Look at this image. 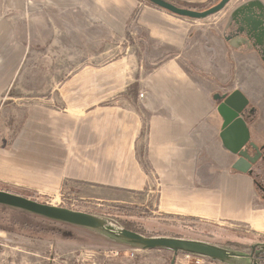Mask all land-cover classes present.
Returning a JSON list of instances; mask_svg holds the SVG:
<instances>
[{
    "label": "crops",
    "instance_id": "1",
    "mask_svg": "<svg viewBox=\"0 0 264 264\" xmlns=\"http://www.w3.org/2000/svg\"><path fill=\"white\" fill-rule=\"evenodd\" d=\"M208 20L140 0H0V189L142 195L157 221L264 238V113L243 108L240 128L220 110L251 100L237 78L264 67V0ZM27 47L39 69L21 75ZM239 143L258 156L245 172Z\"/></svg>",
    "mask_w": 264,
    "mask_h": 264
},
{
    "label": "rangeland",
    "instance_id": "2",
    "mask_svg": "<svg viewBox=\"0 0 264 264\" xmlns=\"http://www.w3.org/2000/svg\"><path fill=\"white\" fill-rule=\"evenodd\" d=\"M220 0H208L181 5H193L206 10ZM236 0H231L227 6L217 14L206 20L221 17L223 12L229 10ZM184 3V2H182ZM177 6H181L176 4ZM208 20V21H210ZM204 21V20H202ZM217 22V21H215ZM40 53L27 47L23 55L18 74H33L39 69ZM260 63V62H259ZM247 69L236 64L230 70L237 78L238 73ZM255 75H238L237 80L242 92L251 100L243 99V108L248 112L251 105L255 111L244 113L245 118L258 121L264 113V67L249 69ZM229 69H224L225 73ZM226 79L230 78L225 76ZM209 90L220 91L222 87L214 83ZM231 88V84H224V91ZM255 97V98H253ZM257 98V99H256ZM242 106V105H240ZM8 116L0 117V133L6 128ZM7 132V131H6ZM6 134V133H5ZM29 199L39 203L58 206L74 211L84 212L96 217H101L108 223L117 219L134 221L141 226L143 232L154 237H176L179 239L197 240L219 246L238 254H250V258H239V264H264L263 255L256 251L257 244L263 243L264 238L256 237L250 232H219L205 229L186 221H157L155 210L147 197L142 195H126L108 191L63 189L54 196H40L27 193ZM143 205V206H142ZM113 217V218H111ZM116 217V218H115ZM105 224V225H106ZM114 225V224H113ZM113 228V227H112ZM115 229V228H113ZM257 246V247H254ZM254 247V248H253ZM10 256H5V254ZM7 257V258H6ZM209 259L185 254L173 255L172 252L163 250H141L131 245L115 241L103 231H94L77 228L57 222H49L29 213L0 206V264H205ZM221 264L219 262H215ZM229 264V263H225Z\"/></svg>",
    "mask_w": 264,
    "mask_h": 264
},
{
    "label": "water",
    "instance_id": "3",
    "mask_svg": "<svg viewBox=\"0 0 264 264\" xmlns=\"http://www.w3.org/2000/svg\"><path fill=\"white\" fill-rule=\"evenodd\" d=\"M145 1L152 6L164 10L165 12L173 16L188 20L202 21L222 11L231 0H220L214 6L202 11L181 8L165 0ZM231 97L232 96L226 98L224 103L220 107V110L223 112L228 123H231L233 120H235V117L243 109V105L239 107L234 106L230 101ZM226 111L230 112V115ZM233 125L235 127L239 125L242 127V123H240L239 120H235L233 122ZM241 146L242 143H239L235 148H233V150L238 152L242 156L239 163L243 164H239L237 168L245 172L250 167V163H253L258 156L250 159V157H248L245 152L240 151ZM0 206L20 210L36 217L45 219L49 222L51 221L62 223L88 230L103 231L115 241H120L144 251L167 250L172 252L174 256L179 253H185L187 255L198 256L200 258L209 259L211 261L219 262L222 264H239V258H250L251 256H246L243 254L240 255L235 251H228L219 246L197 240L169 237H144L126 229H113L111 226H107L105 220L91 214L48 205L45 203H39L35 200L19 196L8 191L0 190ZM257 246L264 252V242L257 244Z\"/></svg>",
    "mask_w": 264,
    "mask_h": 264
},
{
    "label": "trees",
    "instance_id": "4",
    "mask_svg": "<svg viewBox=\"0 0 264 264\" xmlns=\"http://www.w3.org/2000/svg\"><path fill=\"white\" fill-rule=\"evenodd\" d=\"M140 1H143V2H145V3H147L145 0H140ZM165 1H167V0H165ZM168 2H170V1H168ZM170 3H172V2H170ZM148 5H151V4H149V3H147ZM172 4H174V5H176L175 3H172ZM152 6V5H151ZM177 6V5H176ZM154 7V6H153ZM178 7H181V8H186V9H190V10H196V11H200V9H203V8H200V7H197V6H193V5H183V6H178ZM156 8V7H155ZM158 9V8H157ZM161 10V9H160ZM0 190H2V189H0ZM5 191H8V192H11V193H13V194H17V195H19V196H22V197H25V198H28L29 197V195H27V194H24V193H20V192H15V191H10V190H5ZM29 199V198H28ZM100 219H103V218H101V217H99ZM111 218H113V217H111ZM116 218V217H115ZM104 220V219H103ZM106 221V220H105ZM107 222V221H106ZM111 223H112V225L110 224V223H108L109 224V226H111V227H113V228H115V229H126V230H128V231H132V232H135V233H137V234H139V235H141V236H144V237H154V236H152V235H149V234H147L146 232H143V230H142V228H141V226H139L137 223H135L134 221L132 222V221H126V220H123V219H117L116 218V220H113V221H111ZM114 224V225H113ZM172 238H176V237H172ZM207 243V242H206ZM163 251H167V250H163ZM258 253H261L262 255H263V257H262V259H264V252L262 251V250H260V249H258ZM170 252V251H169ZM181 254H185V253H181ZM251 254H257L256 253V251L255 252H253V253H251ZM185 255H187V254H185Z\"/></svg>",
    "mask_w": 264,
    "mask_h": 264
},
{
    "label": "bare ground",
    "instance_id": "5",
    "mask_svg": "<svg viewBox=\"0 0 264 264\" xmlns=\"http://www.w3.org/2000/svg\"><path fill=\"white\" fill-rule=\"evenodd\" d=\"M231 103L236 106V107H239L240 105H243L244 101L243 99L237 94L235 93L231 99H230ZM227 113H229L230 115V112L226 111ZM239 127L241 128V126L239 125ZM239 128V129H240ZM243 163H240V165H242Z\"/></svg>",
    "mask_w": 264,
    "mask_h": 264
},
{
    "label": "built area",
    "instance_id": "6",
    "mask_svg": "<svg viewBox=\"0 0 264 264\" xmlns=\"http://www.w3.org/2000/svg\"><path fill=\"white\" fill-rule=\"evenodd\" d=\"M146 98H147V94L145 92L139 94L140 101H144V99H146ZM186 256L190 257V255H186ZM196 257H198V256H196ZM199 261H200V257H199Z\"/></svg>",
    "mask_w": 264,
    "mask_h": 264
},
{
    "label": "flooded vegetation",
    "instance_id": "7",
    "mask_svg": "<svg viewBox=\"0 0 264 264\" xmlns=\"http://www.w3.org/2000/svg\"><path fill=\"white\" fill-rule=\"evenodd\" d=\"M178 239H179V238H178ZM255 251H258V249H255L254 252H255ZM243 255H245V254H243ZM249 255H250V254H246V256H249ZM253 255H254V254H253ZM245 258H247V257H245Z\"/></svg>",
    "mask_w": 264,
    "mask_h": 264
}]
</instances>
